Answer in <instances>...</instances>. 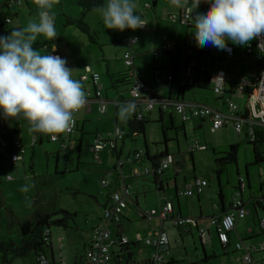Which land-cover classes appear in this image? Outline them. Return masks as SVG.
Listing matches in <instances>:
<instances>
[{
	"label": "rangeland",
	"instance_id": "1",
	"mask_svg": "<svg viewBox=\"0 0 264 264\" xmlns=\"http://www.w3.org/2000/svg\"><path fill=\"white\" fill-rule=\"evenodd\" d=\"M21 4H16L10 8L6 7V14L12 18L11 28L26 27L30 20H38V12L40 11L35 5L34 0H22ZM205 0H201L196 11L199 14L205 13L211 5V0H207L206 11L203 9ZM137 7L135 14L139 15L146 21V29H107L102 19V7L88 12L86 21L91 30L90 34L96 41L90 39V35L82 32L75 24H67V17H78L82 13V7L77 0H60V3L55 5L51 10L55 14V28L58 40L56 42H48L45 46L35 48L42 55H46L47 51L52 48H57L62 54L65 52L69 55L72 66L79 74L73 77L80 80V76L85 72L86 65H91L92 69L99 72L101 82L104 84V97L109 93L112 98L116 97L119 89L112 87L109 80L108 68L110 72L118 71L122 67V59L126 52L134 55L136 68L139 70L144 81L154 85L155 68L157 74L166 78L167 73L172 65H174L175 53L168 55L161 50L167 36L169 41L177 42L183 47L186 44L187 36L189 39L194 35L195 28L188 27L186 23L180 21H172L167 12H178L179 8L170 9V0H161L158 5L153 6V0H134ZM191 3V0H190ZM107 2L104 6H106ZM150 4L151 7L146 5ZM172 5V4H171ZM5 31V28L2 29ZM138 36V43L130 45L124 42L125 39ZM47 42L48 39L39 36L37 41ZM191 40L187 45L188 49L197 47L196 41ZM160 49V50H159ZM173 61V64L171 63ZM252 70L256 73L255 67L248 64V69L243 73L245 76ZM239 79V78H238ZM243 79V78H242ZM123 94L130 96V86L123 87ZM122 89V88H120ZM160 98L164 97L168 91L166 86L156 88ZM192 91H195L193 94ZM188 100H195L210 106H220L223 111H228V104H223L216 98L218 95L211 89L187 91ZM93 93V91H91ZM197 98H195V97ZM238 97L234 96L233 101L238 103ZM241 101V100H240ZM99 105V104H98ZM97 104H93L92 112H80V129L75 131L71 138L66 140V147L62 141H52L44 134V140L32 144V135L29 132V122L22 120L23 128L12 134L20 137L24 134V145L26 153L23 159L16 163H12L7 157L0 159V234L1 237L13 239L15 242H20L19 225L11 218L14 214L20 218H31L37 211H46L54 213V219H62L67 217L64 225H51L48 229L51 231L49 242H52V247L56 254V263L61 264V257L65 263L72 264L76 260V255L84 256L88 245L86 241L92 232L91 228L97 224L99 218L103 216L106 206L112 204L109 194L114 189H119V178H126L130 184H134L130 191L135 201L136 196L139 199V205L133 204L139 210L150 209V206L156 204L159 196L172 198L175 193L174 176L175 168L166 169L163 178L169 181L170 186L165 192L157 191L156 185L152 178L135 177L136 166L139 163L133 161V153L135 150H141L145 147L143 134H135L125 137L124 141L119 139L117 152L112 147L106 148L101 153V160L95 161L94 153L90 150L89 145H92L96 133L104 135L105 140L113 138L116 129L115 104L111 102L108 105V111L102 113L98 109ZM156 109L153 110V115L156 116ZM119 112V109H118ZM119 122L122 120L119 118ZM199 118H195L187 124V137L180 133L179 140L175 139L176 132L172 129L168 134L172 138L169 141V150L180 162L184 163L180 170L178 186L183 189L186 176V183H191L193 174L202 179L209 181L210 187L203 194V204L210 213L213 200L220 201L219 180L214 170L216 168V159L224 156V153L229 150L231 144H239L238 162L231 163L226 166L222 173V185L229 202L234 196L236 186L239 182L237 168L239 167L241 175L245 176V168L248 162L253 159V145L242 132L238 135L233 123L227 127H223L216 132L210 131V124L205 123L203 128L198 127ZM180 123V118L177 119ZM195 124V125H194ZM85 126L82 139V147L80 146L81 127ZM12 126V125H11ZM9 126L10 129L13 127ZM161 123L155 120L149 121L147 125L146 141L150 147V152L154 154L157 150H163L164 135L161 129ZM126 132L129 135V131ZM175 133V134H174ZM198 139L203 146L202 150H196L193 155L188 151V146ZM13 141V140H12ZM7 142V140H6ZM8 145L11 143L7 142ZM179 146V147H178ZM146 165V163L144 164ZM253 173L260 174L264 177V163L252 169ZM11 177V178H9ZM103 180L107 182L104 185ZM29 185L27 192L20 191L23 185ZM249 188L244 194L246 201V209L249 211L245 217V243L260 245L264 242V233L260 231V220L264 218V202L263 205L258 204L256 200H252V196L259 194L258 186H254L251 193H248ZM184 199V196L181 195ZM193 204L197 203V197L191 198ZM131 208V207H130ZM259 212L258 215L256 213ZM63 210L69 212L66 214ZM138 211V210H137ZM196 211V208H194ZM193 211V213H194ZM184 213L187 211L184 209ZM192 213V211H190ZM139 214H132L133 222H128L122 218L124 225V234L132 241L140 240L138 245L131 246L133 254L132 260L135 262H143L152 256L153 246H147L145 240L153 234V227L149 226L145 220L139 219ZM211 216V215H206ZM11 223V225H10ZM207 226V225H206ZM255 227L259 231V235L247 237L246 231L249 227ZM211 234L212 242L209 237L206 244L201 243L199 229L193 228V232H184L183 236L176 231L175 237L177 243L174 245L173 258L175 261L169 264H244L242 262L243 253L239 250H231L226 253L220 245L216 237L215 226L208 225ZM112 228V236L116 237L114 226ZM244 234V233H243ZM85 245V246H84ZM120 247H112V251H119ZM211 256L207 261H203L205 253ZM48 256L52 259L51 245L46 248ZM127 250L122 251L120 262H117L118 257L114 258V264H127ZM117 256V253H116ZM12 264H36L34 254L26 257L15 258Z\"/></svg>",
	"mask_w": 264,
	"mask_h": 264
},
{
	"label": "built area",
	"instance_id": "2",
	"mask_svg": "<svg viewBox=\"0 0 264 264\" xmlns=\"http://www.w3.org/2000/svg\"><path fill=\"white\" fill-rule=\"evenodd\" d=\"M20 0H0V36H4L2 29L4 24L11 23L12 18L9 17L5 8H10L13 5L21 4ZM151 7L150 4L146 5ZM170 19L172 21H180L186 23L187 25H192L194 18H189L184 9H180L179 12L170 13ZM195 16V14L193 13ZM147 24L141 28L146 29ZM166 38V37H165ZM190 38V37H189ZM186 41L188 44L191 40H194V37H191ZM139 40L138 36L130 37L125 39L124 42H127L130 45L136 44ZM228 50H222L221 53L218 52V48L212 46L211 44L208 47L207 52L210 54H217L220 57H225L226 59H233L236 54V48L233 43H227ZM176 46L173 42L165 40L161 50L163 51H174ZM204 50V49H203ZM191 53L195 50L190 48ZM205 51V50H204ZM247 53L258 56L262 60V68L257 77L256 84L250 86L245 82H241L236 86V92L242 95L248 92L249 101L252 103L254 110H258L259 113L263 116L264 119V37H258L251 41L247 45ZM46 54H53L59 56L56 51H47ZM122 63L124 68L130 70V75L133 76V83L130 85L131 96L129 98H123L122 100H112L114 101L116 108L123 103L132 102L135 104V110L130 115H142L144 111H152L153 109L162 108L166 109L172 106L179 116L186 122H190L195 118L209 119L210 121V131L216 132L217 130L227 126L231 121L233 122L234 128L237 133L240 135L245 126L243 122V116L241 114L235 115V112L239 111V107L235 104L230 97L225 99V102L229 105V108L233 113H225L221 110L212 107L208 104L201 103L195 100H174L169 99L168 97L160 98L155 94V89L152 88L148 82L139 78L140 72L135 66L134 55L129 52H126L123 56ZM204 70L205 64L197 65V62L191 60L188 62L185 68V78L183 83H191L194 78L196 70ZM172 75L167 76V80L171 81ZM80 80L83 82L86 91L88 92L87 104L86 107L89 111L92 109V102L95 100L99 103V110L102 113L107 111V104L109 102L108 98L103 96L104 84L101 82V75L97 71H91L80 76ZM164 81V78L157 75L155 77V83L157 87ZM229 81L228 72L225 69H219L215 74L213 80V90L218 95H223L226 90V84ZM93 91V95L91 93ZM92 95V96H91ZM78 114L75 116L76 124L74 128L67 133L58 135L55 139L50 136L52 141H62L63 146L66 147V140L70 139L72 134L77 130L78 127ZM20 118L8 119L3 116L2 110H0V159L7 157L9 154V159L12 163H16L23 159L25 153V147L21 139L14 137L12 144L8 145L3 136L7 133L9 126L13 125ZM116 122V129L114 132L113 138L105 140L101 134H96V138L92 145H89L90 150L94 153L95 161L101 160V153L104 152L106 145L112 147L115 152H117L118 140L121 139L124 141L127 132L126 126L124 123ZM253 134V131H252ZM252 140H254V134L252 135ZM38 142V134L32 135V144L35 145ZM206 146H203L200 141L196 140L193 145H191V150L203 149ZM145 154L144 149L135 150L133 155V161L136 162L138 159L142 158ZM175 162L173 155H167L158 167L146 166L143 169V173L146 174L152 173L155 171L158 173H163L172 163ZM142 173L141 169H135L134 175H139ZM11 178V177H9ZM119 189H114L111 192L110 200H112L111 207L106 206L103 216L100 218L97 225H95L91 232V242L85 251V261L82 264H114V258L116 252L112 251V247H117V243L126 244L130 241L127 235H122L120 240L117 241L115 237L112 236V226L121 224L122 214L125 213V209L128 208L126 205V198L131 193L130 187L127 185L125 177L119 178ZM241 186L240 190L238 189L237 195L231 202L230 208L227 212L222 215H214L211 217L212 224L215 225L218 237L223 246H227L230 243V235L235 230L237 220L244 218L248 215L249 211L246 209L245 201L242 198V192L245 189L244 178L241 177ZM104 185H107V182L103 180ZM209 185L208 180L202 178H196L193 184L188 185L183 191L182 194L191 196L194 194H201L205 188ZM173 212V204L170 201L165 202L159 209L150 208L147 211H144L148 221H151L153 217H160L163 221L170 218ZM193 219L187 217H178L174 219L176 225L190 223ZM264 225V219L262 221ZM49 231V230H47ZM203 232V230H201ZM147 246H153V254L151 264H165L171 253H172V243L168 232L161 226L157 228L154 234L145 240ZM236 248L239 251L243 252L242 262L244 264H264V255L260 258L256 257L257 247L255 245L246 244L243 240L236 242ZM261 249L264 250V244H262ZM118 252V251H117ZM118 256V254H117ZM36 264H52L49 256L45 254H39L36 258Z\"/></svg>",
	"mask_w": 264,
	"mask_h": 264
},
{
	"label": "clouds",
	"instance_id": "3",
	"mask_svg": "<svg viewBox=\"0 0 264 264\" xmlns=\"http://www.w3.org/2000/svg\"><path fill=\"white\" fill-rule=\"evenodd\" d=\"M34 3L40 10L38 20H30L26 27L0 36V110L5 118L26 119L30 133L40 132L55 139L74 128L76 114L86 107L87 94L83 82L73 78V69L67 66L66 59L42 55L33 47L39 36L57 38L55 14L51 10L60 0ZM170 3L195 19L194 36L200 47L211 44L230 51L229 40L248 45L264 37V0H213L205 13L195 16L201 0ZM136 7L134 0H107L101 9L105 27L120 31L143 28L146 21L135 14ZM134 110V103H123L118 116L127 121ZM28 190L27 184L20 189Z\"/></svg>",
	"mask_w": 264,
	"mask_h": 264
},
{
	"label": "crops",
	"instance_id": "4",
	"mask_svg": "<svg viewBox=\"0 0 264 264\" xmlns=\"http://www.w3.org/2000/svg\"><path fill=\"white\" fill-rule=\"evenodd\" d=\"M206 4H207V0L204 1V5H203V9L205 11H206ZM169 8L170 9H175L176 7L170 4L169 5ZM180 9L181 8H179V10ZM179 10H178V12H179ZM170 13H173V12H167L168 15ZM194 14L195 15L196 14H199V12L195 10L194 11ZM191 24H192V27L194 26L193 28H195V20ZM165 37H166L165 39L168 40L167 36H165ZM191 37H194V40L193 41H196L194 35H192ZM188 38H189V35L187 36V40H188ZM170 42H172V41H170ZM173 43L174 44L175 43H178V41L177 42H173ZM227 43H233V42L229 40V41H227ZM185 45L186 44H184V46ZM209 45L204 46V47H200V46L191 47V49L195 50L193 53H191L190 49H187L186 50V53L189 54L190 56L187 57V58H182L181 60H179V62L177 60V57H178V54H179L180 51H178V50L176 51V49H175L174 51H170V52L166 51L165 53H167L168 55H172V53H175V60H174V62L177 63V64L179 63L178 66L180 68L179 69V74H178V77L179 78L180 77L182 78V76L185 77V69H184V67H185L186 64H188L189 61H191V60L196 61L198 66L201 65V64H205V63L207 64V63H209L208 70L212 72L211 88H210L211 90H213L212 86H213V80H214L215 74L217 73V71L219 69H225L228 72L229 81L226 84V90H225L224 94L223 95H218L217 94L218 97L216 99L218 101L222 102L223 104H226L227 105V103L225 102V99L227 97H230L232 99V101H233V97L234 96H237L239 98L238 99V101H239L238 103H235L233 101L239 107V111L238 112H235L234 114L235 115L241 114V115L245 116V113H246V115L248 116V118L242 117L243 118L242 120H243L244 126H245V128L243 130V133L246 134V137L249 140H252V135L254 134L253 127H258V129H260V130L263 129L264 130V119H263V116L259 113L258 110H256V109L254 110L252 103L249 101V94H248V92L245 93V95L239 94V93L236 92V86L239 83H241V82H245V83L249 84L250 86H253L254 84H256L257 77H258V75L260 73V70L262 68V60L258 56H255V55H252V54H248L247 53V45H237V44H234L235 45V48H236V54H235V57L233 59H226L225 57H220L219 56L220 54L219 55H217V54H215V55L210 54L209 52H207ZM179 47H181V46L179 45ZM53 49H55L56 52H59L60 53L59 54L60 57H62V58H64V59L67 60V66L70 69H73V77L76 75V73L79 74V72L76 71V69H74V67L72 66V62H71V60L69 58V55L66 52L64 54H62V52L59 51V50H57V48H55V47L52 48V49H50V50H48V51H53ZM218 52L221 53L222 50H219L218 49ZM212 57H215L214 58V61L213 62H210V60H211L210 58H212ZM134 62H135V58H134ZM171 63L173 64V61ZM248 64L250 66L252 65L253 67H255L256 73H254L252 70L249 69L248 71H250V72L247 73L246 76H245L243 73L245 72V69H248ZM135 66H136V62H135ZM123 69H124V66H123V63H122V67H120V69L118 71H114V73H117L119 71H122ZM109 70H110V68H109ZM91 71H95V70L92 69V66L91 65H86L85 72L82 73V75L85 74V73L91 72ZM199 71L200 70H196V72H195V74L193 76L194 78L192 79V82L191 83H187L188 86L185 88V99L188 98L187 92H186L188 89L201 90V89H196V88H194L192 86L197 81V77L199 75ZM157 72L158 71L155 69L154 78H155V75L161 76L160 74H157ZM169 73H170V71H169ZM169 73H167V76L169 75ZM167 76H166V78L163 77L164 78V81L160 85H158L161 88L164 87V86H166L168 88V91H167V93L165 94L164 97H169V89H170V84H171V81H168L167 80ZM109 80H110V78H109ZM152 86H155V84L152 85ZM157 87H155V90H156ZM84 90H85V92H86V94L88 96V92L86 91L85 87H84ZM119 90L123 92V89H119ZM120 91L118 92V94H116L117 96L114 97V98H112V96L109 93L105 96V98H108L109 99V102L107 104V111H108V105L112 102V100H115L117 98L118 99L129 98L131 96V95L130 96L124 95ZM193 92L195 93V91H192V93ZM213 92H214V90H213ZM155 94L157 96H160L159 94H157V90L155 91ZM92 95H93V93H92ZM94 103L97 104V105L99 104L97 101L94 100L92 102V109H91V111H89L87 108H84L83 109L84 112H92L93 111V104ZM113 103H114V101H113ZM212 107H215V108H217V109H219V110H221L222 112H225V113H230V114L233 113V111L229 108V105H228V109H229L228 111L227 110L226 111H223V109L220 106H218V105L212 106ZM98 109H99V105H98ZM118 109L119 108H116V105H115V118H116V120L118 119L117 118ZM153 110L151 112H149L148 118H149L150 121L151 120H155V121H158L159 122V120L161 118V112L157 108L156 109L157 115L154 116L153 115ZM164 116L166 117L167 114L164 113ZM174 116H176L178 119L180 118L177 114H174ZM78 119H79V121H78L77 131L80 129V112L78 114ZM22 120H26V119H24L22 117L21 119H19L17 122H15L11 126V127H13V129L8 128L7 133L3 136V138L5 140H7V142L11 143L12 140L14 139V137H17L16 135H14V137H12V134L13 133H16L18 130H21L23 128V126H21ZM198 120L200 121L198 123V127H200V128H203V126H204L205 123L210 124L209 119L199 118ZM24 122H27V120L24 121ZM230 123H233V122L231 121ZM187 124L185 125L186 128L184 129V131L183 130H179L178 132H176V136L175 137L177 138V141L179 140L178 135L180 133H183V135L185 137H187V133H186L187 132ZM227 126H225V127H227ZM84 129H85V126L82 125V127H81V134H80V146L81 147H82V139H83V135H84ZM252 131H253V134H252ZM34 134H38V142H41L42 143V141L44 140V133L35 132ZM96 134H101V133H96ZM101 135L104 137L103 134H101ZM240 135H242V133ZM46 137H48V139H50V135H47L46 134ZM17 138L21 139V141H22V143L24 145V140H23L24 139V134L22 133V135H20V137H17ZM144 140H145V144H144L145 147H143L142 149H144V151H145V148H146V150L148 149L151 156H154V155H156L157 153H159L161 151V150H157L154 154H152L150 152V147H149V145L147 144V141H146V133L144 135ZM196 140H198V139H196ZM24 147H25V145H24ZM190 147H191V145L188 146V151L191 152V154L193 155V152L196 151V150H192L191 151ZM25 150H26V148H25ZM197 150H202V149H197ZM25 153H26V151H25ZM170 154L173 155L174 158H175V162L172 163L167 168V169H170L171 166H173L175 168V174L176 175L174 176V179H173V181H174V187H175L174 196H172V198H168L165 195L164 196H159L157 198L156 204H153V206H150V208H159L165 202H167V201H170L171 202L172 201L173 206H174L175 210H177V212L179 213V215H181L182 217H194L193 220L190 223L185 224V225L182 226V232L181 233L182 234L184 232H190V233H192L193 232V228H198L199 229V235H200L199 236L200 237V241H201V243L204 246V244H206V240H207L208 237L211 240V242L213 241L212 240L211 231H210V229L208 227L209 224L212 225V226H215V225L212 224L211 217H213L214 215H222L224 213V209L225 210H228L230 208V205H231L232 200L237 195V192H238V188L237 187H238V185L236 186L235 196L229 202H227V200H226L227 199V196L225 194L224 187H223V185L221 183L219 190H222L223 198L219 202L216 199L213 200V202L211 204V210H212V212L209 213L207 211L206 206L203 204V198H202V196L206 192V189L210 187V184L205 188V190L201 194H194V195H191V196H187V195L182 194V191L188 185L193 184L194 180L196 178H199V177H197V175L193 174V179H192L191 183H186L187 178H186V176H184L183 179L185 181V185L183 186V189L180 190V188L178 186L179 176H177V175L179 174L180 170L183 168L184 163L183 162H180L179 160H177L176 157H175V154H173L172 152H170ZM252 156H253V159L250 162H248V164L246 165V168H245V176L244 175H241L239 167L237 168V173L240 176V178L241 177L245 178L244 179L245 189H244V191L242 193V198L245 201L244 194L246 193L245 192L246 189L249 188L248 193L250 194L251 191L253 190L254 186H258V189H259L260 192H259V194H256L255 196H252V199H257L256 202H258V204H260V205H263L262 203L264 202V177L260 174V172L256 174V171H255L253 173L252 169L255 168L256 166H259L260 164L259 165L253 164L254 163L253 162L254 161V153L252 154ZM237 162H238V159H237ZM135 163H138V162H135ZM263 163L264 162H262V164ZM143 167H145V165ZM136 168L137 169H140L141 166H136ZM165 171L166 170L163 171V175L160 178V181H162L161 185L155 183L156 188L158 187V189H159V187H163V192H165V190H166V185H167V187L170 186L169 181H166L165 178H163L164 176H166ZM119 181H121V179H119ZM220 181L222 182V175L220 177ZM126 183L130 187V189L134 185V184L128 183L127 181H126ZM158 189H157V191H162V190H160V189L158 190ZM219 192H221V191H219ZM219 192H218V195H219ZM132 195H133V193H132ZM181 195L184 196V199L181 198ZM194 196L197 197V203L196 204H193V202L191 200V198L194 197ZM135 200L137 201V204L136 205L138 206L139 205L138 196H136V199ZM245 205H246V201H245ZM194 208H196V211H194ZM148 209H145V211H147ZM184 209L187 211V214L184 213ZM137 210L138 209L136 207H135V209L128 207L125 210L126 211V215L128 217L126 220L128 222L135 221L132 218V214L137 213ZM139 211L141 212V210H139ZM190 211H192V213H190ZM193 211H194V213H193ZM143 212L144 211H142L141 214H143ZM256 213H257V215L259 213L257 211V208H256ZM206 215H211V216L208 217ZM263 219L264 218H259V220H260L259 221L260 222V227H261L260 231L262 233H264V225H262ZM145 221L148 223L149 226L153 227L152 228L153 229V233L152 234H154L155 230L159 226H161V225H163L164 229H166V231L168 232V234L170 236L171 243H172V256H171L170 261L167 262V263L168 264L171 263V262L173 263L175 261V259L173 258V250H174V245L173 244L177 243V239L175 237V234L177 233L176 231L179 232L178 227H177V225L174 222V219L168 218V219H166V220L163 221L160 217H153L151 219V221H148V220H145ZM95 225H97V224H95ZM95 225L92 226L91 231H92V229H93V227ZM122 228L124 229V225H123ZM215 229H216V227H215ZM201 230H203V232ZM246 233H248L247 237H252L253 235H259L260 234L259 231L256 230L255 227H251V226L248 228V230L246 231ZM216 237H217V240L219 241L220 245L222 246V248H224V250H225L226 253H228L231 250L232 247H234L233 248L234 250H237V248H236V242L239 241V240H243L245 242V217L244 218H240V219L237 220V224H236L235 230L230 235V243L226 247L223 246L222 243L220 242V239H219L217 233H216ZM90 242H91V233H90L89 239L86 241V244L85 245H89ZM262 244H264V242L261 243L259 246L256 245V244H250V245H255L257 247V250H258V251H256V257L257 258H260V257H262L264 255V250L261 249ZM50 245H51V249H52V260H54V263L57 264L56 263V258L57 257H56V254H55V250L52 247V242L50 243ZM204 253H205V255L207 254L205 250H204ZM152 254H153V252H152ZM115 257H118L119 260L117 262H120L121 256H115ZM60 259H61V264H69V263H65L63 261L62 257ZM115 260H116V258H115ZM84 261H85V257L83 256V254L82 255H76V260L72 264H82V263H84ZM35 262H36V259H35Z\"/></svg>",
	"mask_w": 264,
	"mask_h": 264
},
{
	"label": "trees",
	"instance_id": "5",
	"mask_svg": "<svg viewBox=\"0 0 264 264\" xmlns=\"http://www.w3.org/2000/svg\"><path fill=\"white\" fill-rule=\"evenodd\" d=\"M20 1L23 2L22 0H20ZM26 1L28 3V0H26ZM77 1H78V4H80L82 7V13L78 17H67V24H69V25L75 24L82 32L90 35V39L92 41H96L95 38L90 34L91 28L85 19H86L88 12L103 7L105 5V3L107 2V0H77ZM160 1L161 0H158V3ZM211 2H213V0H211ZM156 8L157 7L155 6V12H156ZM10 24H11L10 22L4 24V28H5V31L3 32L4 36L10 35L11 32L13 31V29H17V28H11ZM189 26L192 27V25H188V27ZM58 38L59 37H57L55 40H48L47 42H42V41L38 40L34 43L33 47L35 49V48L42 47V46L46 45L48 42L54 43L58 40ZM175 46H176V51L177 50L180 51L178 54V57H177L178 62L182 58H187L190 56L189 54L186 53V50L188 49L187 45H185L181 48V47H179L178 43H175ZM164 52H166V51H164ZM214 58L215 57L210 58L211 59L210 62H213ZM178 64L174 63V65H172L169 69V71H170L169 75H172V79H171L168 98L180 101V100H185V88L188 86V84L183 83V80L185 78L184 76H182V78L178 77L179 69H180ZM186 65H185L184 69L186 68ZM208 66H209V63H207V64L205 63V69L199 71L197 81H196V83H194L192 85L194 88H196V89H210L211 88L212 72L208 70ZM107 73L109 74V78H110L112 87L114 89H120V88L124 89L123 87H129L131 85V83H133V81H134L133 76L130 75V70L126 69V68H124L122 71H119L117 73H114V72L111 73L109 68H108ZM156 76L157 75H155V77ZM139 78L142 79L140 75H139ZM154 82H155V78H154ZM149 85L155 89L156 83H155V86H152L151 84H149ZM124 90H126V89H124ZM119 91L120 90H118V92ZM120 92H122V91H120ZM117 100H122V99L117 98ZM158 109L161 112V118H160L159 122L161 123V126H162L161 129H162V133L164 135L165 147L163 150H161L159 153H157L154 156H151L149 153V150L148 149L146 150V148H145L144 156L136 161V162L140 163V166H141L140 169L142 170V173L139 175L136 174L135 177L152 178L154 183L161 185L162 181H160V178L162 177L163 173H158L157 171H155L154 174H152L151 172L146 174L145 172L143 173V169L146 167L147 164L150 166H153L154 168L159 166V164L162 162V160L167 155L170 154L168 145H169V141L172 138L168 134L169 130L172 129L174 132H178L179 130L184 131V129L186 128L185 125L188 122L184 121L172 106H170L166 109H162V108H158ZM149 112H151V111H148V110L144 111L141 116L137 114V115H134L133 117H130L127 121L122 122V123H124V125L127 127L128 131H129V135H126V137L133 136L135 134H144L145 135L147 125L150 121L148 118ZM164 113L167 114L166 117L164 116ZM174 114H177L180 117V120H181L180 123L177 122L178 118L176 116H174ZM243 117L248 118L246 113H245V116H243ZM117 121H118V119L116 120V122ZM253 131L255 134L254 140H250V143H252L253 150H254L253 151V153H254V161H253L254 163L253 164L259 165L262 162H264V130L263 129L260 130V129H258V127H253ZM175 139H177V138L175 137ZM238 149H239L238 143L237 144H231L229 150L224 153V156L218 157L216 159V168H215L214 172H215V174L219 180V189H220V185H221L220 177H221L222 173L225 171L226 166L228 164H231V163H237ZM145 163H146V165H145V167H143ZM125 180H126V178H125ZM240 186H241V179H239L238 187H237L239 190H240ZM156 189H158V187ZM159 189L163 191V187H159ZM219 191H221V192H219V197L221 200L223 198V194H222V190H219ZM110 197H111V193L109 194V198ZM254 200H257V199H254ZM133 202L135 204H137V201L136 200L134 201V199L132 197V193H130L126 198L127 207H131V208L135 209V205L133 204ZM171 203H172V201H171ZM159 208H156V209H159ZM142 211H145V209H142L141 212ZM227 211L228 210L224 209V213ZM62 212H65L68 215L70 214L69 212H67L65 210H63ZM141 212L138 209L137 213L139 214V219L148 220L146 215L144 214V212H143V214H141ZM121 214H122V217H124L125 219L128 218L126 215V211H125V213H121ZM53 216H54V213H49L46 211H37L33 215V217H31V218H20L14 214V216L11 218V220H12V223L14 220L19 225L20 242L17 243L13 239H10V238H4L3 239L1 237V234H0V264H12L15 258L26 257L30 254H34L35 259L41 253L48 256L46 248L48 246H50L49 239L51 236V231L50 230L47 231V230L51 227V225H54V224L55 225H64L65 227H67V225H68V224H66L67 217H64L62 219H54ZM178 217H182V216L179 215V213L177 212V210H175V208L173 206V212H172L170 218L176 219ZM187 218L193 219L194 217H187ZM186 224H188V223H186ZM10 225H11V223H10ZM161 226L163 227V225H161ZM161 226H159V227H161ZM182 226H183V224L177 225L180 233L182 232ZM122 227H123L122 222H121V224L114 226V231H115V235H116L115 238L117 241L120 240L122 235H126V234H124V229ZM182 236H183V234H182ZM170 241H171V239H170ZM139 243H141V242L138 239L135 241H132L130 239V241L126 244L117 243V245H119V247H120V250L116 253L118 254V256H121L122 251L127 250L128 254L125 255V257L127 258V264H151L150 259L152 258V256L149 259L143 260V262H135L132 260L133 254L130 250L131 246L132 245H138ZM84 255H85V253H84ZM171 256H172V253H171L167 262L170 261ZM210 258H211V256L206 254L205 257L203 258V261H207ZM51 262H52V264H55L54 260H52V259H51ZM167 262L165 264H168Z\"/></svg>",
	"mask_w": 264,
	"mask_h": 264
},
{
	"label": "water",
	"instance_id": "6",
	"mask_svg": "<svg viewBox=\"0 0 264 264\" xmlns=\"http://www.w3.org/2000/svg\"><path fill=\"white\" fill-rule=\"evenodd\" d=\"M157 4H158V0H153V6L155 7V6H157ZM45 46V48L47 47V45H44Z\"/></svg>",
	"mask_w": 264,
	"mask_h": 264
}]
</instances>
